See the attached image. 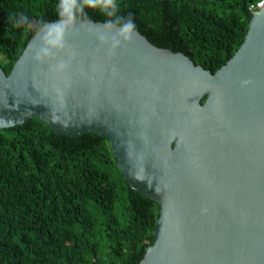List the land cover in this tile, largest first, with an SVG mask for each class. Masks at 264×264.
<instances>
[{
  "label": "water",
  "instance_id": "95a60500",
  "mask_svg": "<svg viewBox=\"0 0 264 264\" xmlns=\"http://www.w3.org/2000/svg\"><path fill=\"white\" fill-rule=\"evenodd\" d=\"M125 25L41 26L0 66V128L37 118L108 139L129 187L159 206L138 264H264V7L214 73Z\"/></svg>",
  "mask_w": 264,
  "mask_h": 264
},
{
  "label": "trees",
  "instance_id": "16d2710c",
  "mask_svg": "<svg viewBox=\"0 0 264 264\" xmlns=\"http://www.w3.org/2000/svg\"><path fill=\"white\" fill-rule=\"evenodd\" d=\"M260 0H0L8 74L46 23L82 18L134 28L214 73L240 48ZM159 206L132 190L108 139L55 134L44 121L0 128V264H138Z\"/></svg>",
  "mask_w": 264,
  "mask_h": 264
},
{
  "label": "built area",
  "instance_id": "2783aa9c",
  "mask_svg": "<svg viewBox=\"0 0 264 264\" xmlns=\"http://www.w3.org/2000/svg\"><path fill=\"white\" fill-rule=\"evenodd\" d=\"M264 7V0H260L259 2L251 5L250 12L253 13L254 11H257Z\"/></svg>",
  "mask_w": 264,
  "mask_h": 264
},
{
  "label": "clouds",
  "instance_id": "9594fccd",
  "mask_svg": "<svg viewBox=\"0 0 264 264\" xmlns=\"http://www.w3.org/2000/svg\"><path fill=\"white\" fill-rule=\"evenodd\" d=\"M134 27V25L131 23V21L127 22V24L124 27V32H128L130 31L132 28Z\"/></svg>",
  "mask_w": 264,
  "mask_h": 264
}]
</instances>
